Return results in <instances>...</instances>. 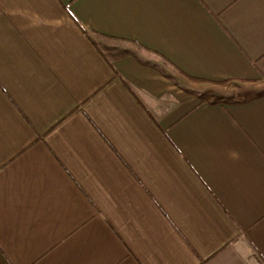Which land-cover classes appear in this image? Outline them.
I'll list each match as a JSON object with an SVG mask.
<instances>
[{"label":"crops","instance_id":"1","mask_svg":"<svg viewBox=\"0 0 264 264\" xmlns=\"http://www.w3.org/2000/svg\"><path fill=\"white\" fill-rule=\"evenodd\" d=\"M264 0H0V264H264Z\"/></svg>","mask_w":264,"mask_h":264},{"label":"rangeland","instance_id":"2","mask_svg":"<svg viewBox=\"0 0 264 264\" xmlns=\"http://www.w3.org/2000/svg\"><path fill=\"white\" fill-rule=\"evenodd\" d=\"M98 47L106 53L114 51L134 52L144 62L156 64L170 79L185 92L195 96L200 101L207 102H229L243 101L264 95V79L253 82L223 81L211 82L186 78L172 70L170 66L158 58L152 57L148 52L141 50L138 46L113 39L96 38Z\"/></svg>","mask_w":264,"mask_h":264}]
</instances>
